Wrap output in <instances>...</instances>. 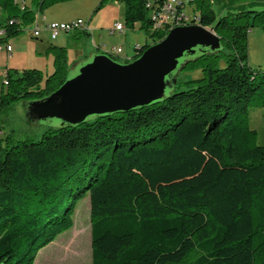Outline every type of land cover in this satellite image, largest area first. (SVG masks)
Returning a JSON list of instances; mask_svg holds the SVG:
<instances>
[{"label":"trees","instance_id":"16d2710c","mask_svg":"<svg viewBox=\"0 0 264 264\" xmlns=\"http://www.w3.org/2000/svg\"><path fill=\"white\" fill-rule=\"evenodd\" d=\"M58 1L36 4L42 11ZM117 1L125 25L139 22L152 43L168 32L152 29L147 0ZM189 2L198 18L192 24L212 28L222 48L182 63L202 73L184 82L188 89L175 86L127 112L50 126L36 141L0 137V264H33L73 225L86 195L90 264H264V145L247 122L251 105L264 106V69L247 62L248 32L264 30V5L218 14L210 0ZM0 9V42L36 18L15 0H0ZM149 45L135 47V55ZM49 49L54 70L46 77L7 70L0 110L65 81L66 49Z\"/></svg>","mask_w":264,"mask_h":264},{"label":"rangeland","instance_id":"374dc122","mask_svg":"<svg viewBox=\"0 0 264 264\" xmlns=\"http://www.w3.org/2000/svg\"><path fill=\"white\" fill-rule=\"evenodd\" d=\"M27 8L35 12V20L23 28V31L14 37L4 40L1 44L5 46L10 43L13 50L8 54L5 49L0 51V93L7 70L21 72L23 69H37L43 77L51 74L54 70V56L49 49L50 45H64L66 49V64L68 70L78 59H85L90 54L88 47L94 50L92 39L101 49L100 52L107 54L114 47H121L123 52L110 56L118 63H127L134 60L135 47L144 44H152L151 38L139 22L133 27L125 25L124 5L117 0H62L38 10L37 0H18ZM102 3L100 4V2ZM212 7L218 14L226 13L228 9L236 11L252 7L261 8L264 0H210ZM185 12L188 15L194 14L193 5L189 0H184ZM6 12H0V21H4ZM45 19H42V18ZM81 18L89 23L92 28V35L81 34L79 37L69 32L59 34L57 39H50L49 32L45 29L44 23L64 22ZM116 22L123 24V32H114ZM38 24L41 28V35L35 37L32 30ZM96 25V26H95ZM66 37V38H64ZM62 41V42H61ZM64 41V42H63ZM85 42V43H84ZM64 43V44H60ZM86 49L85 57H79L83 49ZM219 66H223L222 58L219 59ZM207 60L200 62L203 65ZM247 62L254 69H264V30L260 26L250 28L247 36ZM72 72V71H71ZM201 70L186 71L180 69L176 72V90L188 89L191 85L184 83L186 80L200 78ZM5 89V86H3ZM172 90L168 89L167 94ZM25 101L16 100L5 110H0V137H9L11 143L19 140H39L46 128L55 126L57 121L49 123L47 120L31 121L26 115ZM247 122L252 129L256 130L255 142L264 145V106L251 105L247 115ZM4 143V142H3ZM81 232L80 235H78ZM79 243V244H78ZM84 254H79V252ZM91 263V240H90V204L86 195L81 198L74 212L73 225L62 232L56 238L41 248L33 264H90Z\"/></svg>","mask_w":264,"mask_h":264},{"label":"water","instance_id":"95a60500","mask_svg":"<svg viewBox=\"0 0 264 264\" xmlns=\"http://www.w3.org/2000/svg\"><path fill=\"white\" fill-rule=\"evenodd\" d=\"M221 48L212 28L188 24L173 27L127 63L104 53L90 54L72 65L54 91L26 101V115L31 121L56 120L55 127H63L147 106L174 89L175 74L185 60Z\"/></svg>","mask_w":264,"mask_h":264},{"label":"built area","instance_id":"2783aa9c","mask_svg":"<svg viewBox=\"0 0 264 264\" xmlns=\"http://www.w3.org/2000/svg\"><path fill=\"white\" fill-rule=\"evenodd\" d=\"M15 2H18V0H15ZM21 9L25 7L24 1L19 4ZM145 7L148 10V14L151 20V27L153 29V17H162V30L165 28H173L176 26H182V25H188L192 24V20H198L197 16L195 14L188 15L184 8H185V2L184 0H168V6H161L159 2H151V0H147L145 2ZM1 11V9H0ZM17 21L10 20L9 23H15ZM45 29L49 32L50 39H56V37L62 33H69L72 31H87L88 30V22H85L81 18H77L71 21L66 22H48L44 25ZM124 25L119 23H115L113 31H124ZM41 28H39L38 24L34 27L32 30V35L35 37H39L41 34ZM5 35L4 29H0V37H3ZM0 42V51L4 50L10 54L12 51V46L10 43H7L5 46H2ZM114 52L118 54L122 53L123 50L121 47H114L112 48ZM4 84L7 83L6 78L4 77ZM1 134V131H0Z\"/></svg>","mask_w":264,"mask_h":264},{"label":"crops","instance_id":"0c3cea01","mask_svg":"<svg viewBox=\"0 0 264 264\" xmlns=\"http://www.w3.org/2000/svg\"><path fill=\"white\" fill-rule=\"evenodd\" d=\"M1 12V11H0ZM42 19H45L44 17L42 18ZM72 20V19H71ZM71 20H68V21H71ZM74 20V19H73ZM1 22V21H0ZM64 22H66V21H64ZM48 23V22H47ZM116 23H119V22H116ZM46 23H44V25H45ZM96 26V25H95ZM111 32H112V29L110 30ZM92 32H93V30H92V28H90V26H89V23H88V30L87 31H82V32H80V31H74V32H72L73 34L72 35H75V36H77V37H79L81 34H88V33H90L91 35H92ZM114 32H116V31H113L112 33H114ZM118 32H123V31H118ZM41 35V34H40ZM59 36V35H58ZM57 36V37H58ZM65 36L66 37H69L70 36V34L69 33H66L65 34ZM57 37H56V39H57ZM66 37H64V38H66ZM62 42V41H61ZM64 42V41H63ZM85 43V42H84ZM92 43H93V47H94V50H92V49H90L89 47H88V52H89V54H93V53H103V52H100V47L98 46V45H96V43H95V40L94 39H92ZM60 44H64V43H60ZM58 47H64L65 48V46L64 45H58ZM12 50H13V47H12ZM85 52H86V49L84 48L83 50H82V53H80L78 56L79 57H85L86 55H84L85 54ZM87 58V57H86ZM78 60H81V59H78ZM77 60V61H78ZM77 61H75V62H77ZM74 62V63H75Z\"/></svg>","mask_w":264,"mask_h":264},{"label":"bare ground","instance_id":"6f19581e","mask_svg":"<svg viewBox=\"0 0 264 264\" xmlns=\"http://www.w3.org/2000/svg\"><path fill=\"white\" fill-rule=\"evenodd\" d=\"M161 3H162L161 6H168V0H163V1H161ZM153 29L154 30H156V29H162V17H153ZM166 29H168V31H169L172 28H165L163 30H166ZM108 53L111 54V55H117V53L114 52L113 49H111L110 51H108Z\"/></svg>","mask_w":264,"mask_h":264}]
</instances>
